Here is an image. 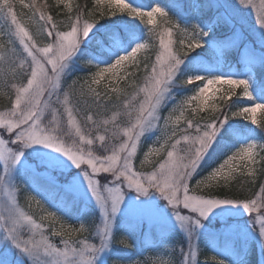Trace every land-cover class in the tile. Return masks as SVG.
I'll return each mask as SVG.
<instances>
[{"label": "snow or ice", "instance_id": "snow-or-ice-1", "mask_svg": "<svg viewBox=\"0 0 264 264\" xmlns=\"http://www.w3.org/2000/svg\"><path fill=\"white\" fill-rule=\"evenodd\" d=\"M0 95V264H264V0H0Z\"/></svg>", "mask_w": 264, "mask_h": 264}, {"label": "trees", "instance_id": "trees-1", "mask_svg": "<svg viewBox=\"0 0 264 264\" xmlns=\"http://www.w3.org/2000/svg\"><path fill=\"white\" fill-rule=\"evenodd\" d=\"M77 2H79L81 4L87 3V4L91 5L92 3H94V0H77ZM49 3H54V0H49ZM17 11L18 12L20 11L19 6H17ZM121 86H123V85H121ZM233 99H236V97H233ZM8 103H9V101H8L7 97H5L3 95H0V109H3L4 107H6L8 105ZM259 118L264 119L262 117H259ZM245 123L248 124L247 121H245ZM254 128H256L257 135L258 136L261 135V134H264V129L259 128L256 125L254 126ZM199 178L200 177H197L195 179H199ZM195 179L192 181L193 182L192 183L193 186L195 184ZM246 180H247V177L246 176H240V177H238L237 182L234 185V190L235 191H240V187H241L242 184H243V193L242 194H247L249 189L252 190V191H258L259 190V188H258L259 181H257V184L256 185H248L245 182ZM93 220H95V221L98 222V214H95V213L91 212V214H89V215L86 216L85 221L86 222H91ZM179 239H180V237L177 236L174 241L179 240ZM201 249L204 252V254L201 255L200 258L201 257L202 258L208 257V254H209V253H207L208 252V249L205 248L204 245H201ZM113 261H115V258H113V260H111L110 263L113 264ZM117 264H131V263L128 262V261H119V262H117Z\"/></svg>", "mask_w": 264, "mask_h": 264}, {"label": "rangeland", "instance_id": "rangeland-1", "mask_svg": "<svg viewBox=\"0 0 264 264\" xmlns=\"http://www.w3.org/2000/svg\"><path fill=\"white\" fill-rule=\"evenodd\" d=\"M238 92H239V90H238ZM259 118V117H258ZM248 122V121H247ZM248 123H250V122H248ZM147 146H151V141H147L146 142V146H145V151L147 150ZM141 158H142V153H141ZM24 201H23V198H21V203H23ZM33 208H35V205H33ZM77 226H78V224H77ZM146 230V229H145ZM131 239V238H130ZM154 239V238H153ZM176 239V235H174V236H172L171 238H170V240H169V246L171 245V243L174 241ZM54 242H57L58 243V239L57 240H55ZM120 247H122V248H125V250L127 251V252H132V250L134 249V248H131V249H129V248H126V246H124V245H120ZM213 255H215V253L213 252V253H211V254H208V259H207V262H208V264H215V262L214 261H212L211 260V257L213 256ZM156 257V253L151 249V248H149L147 251H144L141 255H135V256H133L132 257V259H131V261L133 262L132 264H136V262H139V264H144V261L145 260H151V259H154ZM199 259L201 260V261H204L205 260V258H200L199 257Z\"/></svg>", "mask_w": 264, "mask_h": 264}]
</instances>
